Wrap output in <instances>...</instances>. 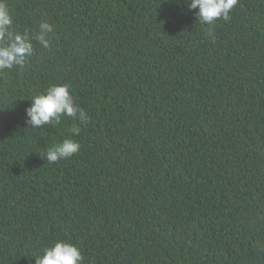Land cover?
Wrapping results in <instances>:
<instances>
[{"label": "trees", "instance_id": "1", "mask_svg": "<svg viewBox=\"0 0 264 264\" xmlns=\"http://www.w3.org/2000/svg\"><path fill=\"white\" fill-rule=\"evenodd\" d=\"M6 3L16 31L54 30L0 73V264L59 240L84 264H264V0L214 38L186 0ZM64 83L87 122L27 125ZM70 137L80 151L48 163Z\"/></svg>", "mask_w": 264, "mask_h": 264}, {"label": "clouds", "instance_id": "2", "mask_svg": "<svg viewBox=\"0 0 264 264\" xmlns=\"http://www.w3.org/2000/svg\"><path fill=\"white\" fill-rule=\"evenodd\" d=\"M190 10L195 13L198 21L207 26L206 35L214 38V27L217 20L229 21L230 12L238 0H186ZM13 16L7 6L6 0H0V73L12 70L14 67L22 68L34 54L33 41L42 48H50L49 33L53 25L41 21L39 31L23 33L13 28ZM31 105L25 109L26 124L33 129L43 128L45 125H58L63 116L78 118L81 124L89 119L85 110L80 108L71 94L70 86L66 83L49 86L44 92L31 98ZM73 136L79 135L81 128L74 125L70 128ZM81 145L73 138H66L47 149L48 163L68 159L79 152ZM85 257L81 248L68 241L59 240L43 249L40 256L35 257V264H84Z\"/></svg>", "mask_w": 264, "mask_h": 264}]
</instances>
